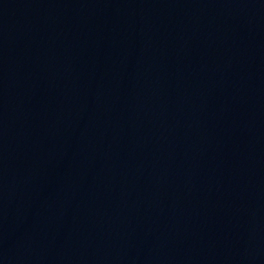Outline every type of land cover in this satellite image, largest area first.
<instances>
[{"label": "water", "instance_id": "1", "mask_svg": "<svg viewBox=\"0 0 264 264\" xmlns=\"http://www.w3.org/2000/svg\"><path fill=\"white\" fill-rule=\"evenodd\" d=\"M0 264H264V0H0Z\"/></svg>", "mask_w": 264, "mask_h": 264}]
</instances>
